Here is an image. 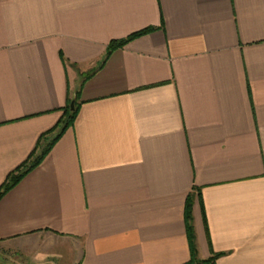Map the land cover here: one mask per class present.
Here are the masks:
<instances>
[{
    "label": "crops",
    "instance_id": "0c3cea01",
    "mask_svg": "<svg viewBox=\"0 0 264 264\" xmlns=\"http://www.w3.org/2000/svg\"><path fill=\"white\" fill-rule=\"evenodd\" d=\"M78 93L0 264H188L189 195L199 261L264 264V0H0V188Z\"/></svg>",
    "mask_w": 264,
    "mask_h": 264
},
{
    "label": "trees",
    "instance_id": "16d2710c",
    "mask_svg": "<svg viewBox=\"0 0 264 264\" xmlns=\"http://www.w3.org/2000/svg\"><path fill=\"white\" fill-rule=\"evenodd\" d=\"M150 31L151 29H147L135 33L133 35H130L125 39L112 41L108 46L104 62L109 58V56L114 51L125 47L129 42L143 35L148 34ZM78 99H79V93L75 96V98L71 99L68 102L67 107L63 110V117L61 121L58 123V125L48 133L42 135L35 151L30 156V158L7 177L5 183L0 188V200L14 187H16L24 177H26L30 172H32L43 162V160L50 153L56 142L63 136V134L69 128L73 126L78 111ZM73 100H75V106L74 109H71V103ZM196 192H198L200 196V191L196 190ZM192 205H193V196L189 195L186 205V223H187V234L191 246L192 257L188 264H215L216 260L219 257H221L222 254H214L210 259L205 261H199L197 259L195 234L192 225Z\"/></svg>",
    "mask_w": 264,
    "mask_h": 264
},
{
    "label": "rangeland",
    "instance_id": "374dc122",
    "mask_svg": "<svg viewBox=\"0 0 264 264\" xmlns=\"http://www.w3.org/2000/svg\"><path fill=\"white\" fill-rule=\"evenodd\" d=\"M21 243H23V246L25 247V248H30V249H41L42 248V246H43V244H45V243H49L50 244V241L49 240H45V239H43V238H32V239H27V240H24V241H22ZM0 258H3L2 256H0ZM7 260H9V261H11V262H16V263H20V264H25L24 263V260H21V259H15V260H11V259H7Z\"/></svg>",
    "mask_w": 264,
    "mask_h": 264
},
{
    "label": "water",
    "instance_id": "95a60500",
    "mask_svg": "<svg viewBox=\"0 0 264 264\" xmlns=\"http://www.w3.org/2000/svg\"><path fill=\"white\" fill-rule=\"evenodd\" d=\"M74 106H75V100H73L71 103V109H74Z\"/></svg>",
    "mask_w": 264,
    "mask_h": 264
}]
</instances>
